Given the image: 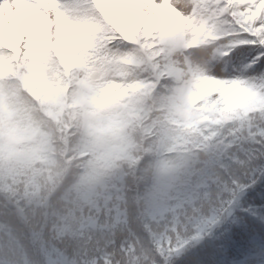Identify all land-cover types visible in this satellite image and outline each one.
I'll return each mask as SVG.
<instances>
[{"label":"snow or ice","instance_id":"1","mask_svg":"<svg viewBox=\"0 0 264 264\" xmlns=\"http://www.w3.org/2000/svg\"><path fill=\"white\" fill-rule=\"evenodd\" d=\"M108 9L119 30L97 0H0V31L11 36L22 20L55 31L61 20L89 18L101 29L95 54L130 61L128 78L153 88L154 99L189 80L207 86L215 95L193 113L184 181L149 199L148 161L139 160L85 192L70 187L72 174L40 191L5 176L0 264H236L264 241V0H109ZM244 47L250 58L233 63ZM145 146L161 163L176 141L160 131ZM223 225L210 249H197Z\"/></svg>","mask_w":264,"mask_h":264},{"label":"trees","instance_id":"2","mask_svg":"<svg viewBox=\"0 0 264 264\" xmlns=\"http://www.w3.org/2000/svg\"><path fill=\"white\" fill-rule=\"evenodd\" d=\"M84 20L99 27L89 18L69 21L79 31L84 28ZM33 26L39 47L34 40L30 63L34 78L47 84L44 92L48 104L40 106L22 90L17 75H13L17 73L15 53L10 50V56L0 54V179L20 177L30 188L40 191L44 187L54 190L72 174L74 183L70 187L85 192L100 187L138 161L144 146L160 131L176 141V147L168 149L165 156L175 154L178 157V160H162L161 171L167 174L178 167L187 168L185 144L192 132L188 120L195 122L192 119L194 111L203 110L209 100L179 118L171 108V98L154 99L153 88L146 89L145 84L128 78L130 66L97 56L88 59L91 67L87 78L93 97L87 103L88 124L83 131L81 108L63 101L65 76L56 58L42 42L46 28ZM86 34L83 31L76 36L83 41L89 36ZM0 39L9 44L3 31H0ZM98 43L99 40H95L92 46L85 47L88 48L84 53L86 58L91 52L95 53ZM237 49L240 51L239 61L250 58L248 47ZM225 227L228 225L206 236L197 249H210ZM257 248L264 256V241L257 239L239 258ZM183 259L181 257L177 264H182Z\"/></svg>","mask_w":264,"mask_h":264},{"label":"clouds","instance_id":"3","mask_svg":"<svg viewBox=\"0 0 264 264\" xmlns=\"http://www.w3.org/2000/svg\"><path fill=\"white\" fill-rule=\"evenodd\" d=\"M170 160H178V157L173 154L168 157ZM138 160L144 163V177H145V194L151 197L161 191L168 190L170 193L175 192L183 183L186 173V167H178L171 173H163L160 168V163L155 162V156L149 160V148L144 146V150L139 154Z\"/></svg>","mask_w":264,"mask_h":264},{"label":"rangeland","instance_id":"4","mask_svg":"<svg viewBox=\"0 0 264 264\" xmlns=\"http://www.w3.org/2000/svg\"><path fill=\"white\" fill-rule=\"evenodd\" d=\"M173 15H174V17L178 18L177 20L180 19V16H179L178 13H175L174 12ZM54 35H55V38H56V40H54V42L56 43L55 46L60 51H62V56L65 57L67 55V52H66L67 46L65 45V42L62 39V36H61L60 31L58 33L54 34ZM220 69H221V64L219 63L216 66V72H217L218 75L221 74L220 73ZM178 70L180 72V75H179L180 76V79L177 78V80H182V71L179 68H178ZM223 74L225 75V73H223ZM181 84H183V86L182 87H179L178 86L177 89H176L177 90L176 91V93H177V100H179V101H182V100L188 101L189 99H191L193 97L192 96V93H193L192 87H191V85H188V84H185V83H181ZM257 261H259L258 258L255 257V256H253V257H249L247 259H244V260H242V261H240L238 263L239 264H257Z\"/></svg>","mask_w":264,"mask_h":264}]
</instances>
